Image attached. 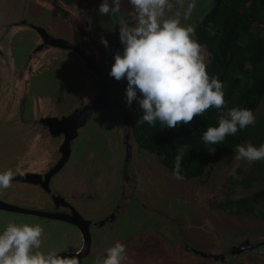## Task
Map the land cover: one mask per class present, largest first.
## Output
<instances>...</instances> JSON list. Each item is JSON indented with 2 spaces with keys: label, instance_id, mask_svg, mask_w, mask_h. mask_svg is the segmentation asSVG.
I'll use <instances>...</instances> for the list:
<instances>
[{
  "label": "flooded vegetation",
  "instance_id": "flooded-vegetation-1",
  "mask_svg": "<svg viewBox=\"0 0 264 264\" xmlns=\"http://www.w3.org/2000/svg\"><path fill=\"white\" fill-rule=\"evenodd\" d=\"M213 1L184 20V0L195 38ZM102 2L0 0V173H16L0 232L40 224L41 250L79 264L116 242L130 264H264V160L237 161L236 148L175 179L137 134L140 93L128 107L127 80L109 75L131 7L101 15Z\"/></svg>",
  "mask_w": 264,
  "mask_h": 264
},
{
  "label": "clouds",
  "instance_id": "clouds-1",
  "mask_svg": "<svg viewBox=\"0 0 264 264\" xmlns=\"http://www.w3.org/2000/svg\"><path fill=\"white\" fill-rule=\"evenodd\" d=\"M122 2L111 0L110 4L103 0L99 14L117 16ZM128 4L129 18L118 20L123 52L115 53L109 73L117 81L127 80L126 105L131 107L139 92L142 98L138 104L143 111L140 120L153 127L158 121L167 128L188 125L210 108H223V84L217 77L209 76L208 54L195 38L194 27L181 22L184 0H128ZM195 7V0H191L184 9V20L190 18ZM100 42L108 47L103 37ZM255 121L252 110L232 108L219 116L218 126L207 128L202 139L206 144H219ZM234 159L249 163L264 160V144L237 146ZM181 160V156L175 159L173 176L177 180L183 179ZM15 174L12 170L0 173V189L9 188ZM43 235L40 224L9 222L0 232V264H79L75 256L42 251ZM95 264H130L126 246L116 242Z\"/></svg>",
  "mask_w": 264,
  "mask_h": 264
},
{
  "label": "trees",
  "instance_id": "trees-1",
  "mask_svg": "<svg viewBox=\"0 0 264 264\" xmlns=\"http://www.w3.org/2000/svg\"><path fill=\"white\" fill-rule=\"evenodd\" d=\"M196 39L204 46L207 72L223 84L225 105L210 108L188 125L175 128L155 127L142 122L138 136L154 150L173 171L181 156V175L203 174L205 168L229 155L246 139L259 147L264 144V113L254 125L226 136L219 144H206L202 137L209 126L232 108H246L255 113L264 98V0H214L197 29ZM215 148L214 153L208 150Z\"/></svg>",
  "mask_w": 264,
  "mask_h": 264
},
{
  "label": "rangeland",
  "instance_id": "rangeland-1",
  "mask_svg": "<svg viewBox=\"0 0 264 264\" xmlns=\"http://www.w3.org/2000/svg\"><path fill=\"white\" fill-rule=\"evenodd\" d=\"M260 113H264V98L261 101V104L258 106V108L256 109L254 115H259Z\"/></svg>",
  "mask_w": 264,
  "mask_h": 264
}]
</instances>
